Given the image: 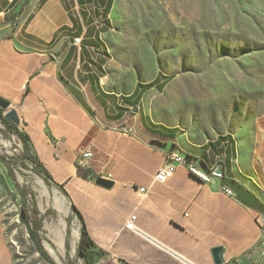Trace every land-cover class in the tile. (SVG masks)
I'll return each instance as SVG.
<instances>
[{
  "label": "crops",
  "instance_id": "0c3cea01",
  "mask_svg": "<svg viewBox=\"0 0 264 264\" xmlns=\"http://www.w3.org/2000/svg\"><path fill=\"white\" fill-rule=\"evenodd\" d=\"M114 3L0 0V22L10 16L16 21L3 45L7 50L0 49V71L12 70L19 130L106 253L117 244L128 248L121 244L123 233L133 236L121 228L134 213L143 230L194 264H214L211 250L218 246L224 249L222 264H264V142L250 145L238 134H222L198 150L181 151L175 126L147 112L144 90H138L139 100L134 95L136 87L156 78L151 88L160 91L166 78L157 72L127 93L111 90L117 74L103 35ZM247 149L255 153L246 158L256 160L249 170L241 164ZM169 150L196 158L206 169L218 168L221 176L204 184L178 167L165 184L151 185ZM87 151L92 157L81 167L78 160ZM78 166L89 172L88 179L78 175ZM107 174L111 189L95 185V177ZM140 187H149L146 197ZM146 253L139 262L156 264Z\"/></svg>",
  "mask_w": 264,
  "mask_h": 264
},
{
  "label": "rangeland",
  "instance_id": "374dc122",
  "mask_svg": "<svg viewBox=\"0 0 264 264\" xmlns=\"http://www.w3.org/2000/svg\"><path fill=\"white\" fill-rule=\"evenodd\" d=\"M13 19L0 22L1 50L16 29ZM105 31L103 45L110 47L109 64L117 74L111 90L127 93L157 72L163 80L170 77L160 91L145 89L144 103L154 118L175 126L176 148L198 150L222 134H238L250 145L264 142V0H115ZM5 74L0 71V98L10 103L0 109L4 119L17 105L11 102L12 70ZM2 118L0 264H84L76 253L80 224L70 201L21 165L22 144ZM254 153L247 149L241 158L248 170L256 160L246 156ZM54 194L64 198L67 214L57 209ZM23 205L41 221L39 236L51 262L36 251L21 221ZM123 235L121 244L128 248L110 246L96 264H147L139 262L145 252L156 264H182L134 234Z\"/></svg>",
  "mask_w": 264,
  "mask_h": 264
},
{
  "label": "trees",
  "instance_id": "16d2710c",
  "mask_svg": "<svg viewBox=\"0 0 264 264\" xmlns=\"http://www.w3.org/2000/svg\"><path fill=\"white\" fill-rule=\"evenodd\" d=\"M169 79L170 77H166V81H168ZM157 80L158 78H156L153 82L149 84H144L136 87L134 91V95L136 96V99L139 100L141 98V95L138 92L139 89L141 90L148 89L152 87ZM0 118H2L1 110H0ZM2 120L6 124L7 132L17 137L20 143L22 144L23 154L21 157L22 161H20L21 165L24 168H30L31 170H33L37 175H39L44 180L46 184L48 185L52 184L55 187H57L64 194V196H66V198L70 201L73 215L80 224V228H79L80 240L76 250L77 256L83 260L84 264H96L98 260L106 257L107 253L102 248L98 247L95 244V242L92 240L88 232L83 214L72 202L69 195L64 190L63 185H59L53 181L50 173L47 171V169L42 165V163L38 159V156L34 150L30 137L26 133L19 130L18 126L9 123L4 118H2ZM78 175L84 179H88L90 177L89 172H87L86 170L82 169L79 166H78ZM20 218L22 223L26 226L28 230L29 237L34 243L36 251L40 254V256L44 260H46L47 262H51V260L46 255L45 250L43 249L41 238L39 236V231L41 229V221L38 218L32 219L27 214L25 205L21 207ZM124 264H129V263L124 262Z\"/></svg>",
  "mask_w": 264,
  "mask_h": 264
},
{
  "label": "built area",
  "instance_id": "2783aa9c",
  "mask_svg": "<svg viewBox=\"0 0 264 264\" xmlns=\"http://www.w3.org/2000/svg\"><path fill=\"white\" fill-rule=\"evenodd\" d=\"M75 43H79L80 39L74 40ZM92 157V153L87 151L83 153L79 158V164L81 167H85L84 160ZM178 167H183L188 174L199 180L204 184H213L214 179L218 178L221 175L216 174V169H206L196 158L184 154L177 150H169L165 153L163 163L161 164L160 168L153 176L151 185L152 184H165L169 179H171ZM103 178L108 181H112V175L107 174L105 176H97L94 178ZM150 187V186H149ZM149 187H140L137 189L138 193L142 197H146L149 193ZM226 194L229 196H233L231 190H226ZM122 231L129 232L141 238L142 240L150 243L157 249L163 251L164 253L170 255L172 258L176 259L177 261L181 262L182 264H194L191 261L187 260L186 258L180 256L176 252L170 250L166 247L163 243H161L156 238L152 237L148 232L143 230L138 224V216L136 214H131L122 226ZM264 244V243H263Z\"/></svg>",
  "mask_w": 264,
  "mask_h": 264
},
{
  "label": "water",
  "instance_id": "95a60500",
  "mask_svg": "<svg viewBox=\"0 0 264 264\" xmlns=\"http://www.w3.org/2000/svg\"><path fill=\"white\" fill-rule=\"evenodd\" d=\"M0 109L2 110H8L6 108V102L2 100V98H0ZM5 119L9 120L11 123H13L14 125L18 126L20 125V119L18 117L17 112L14 109L9 110L6 115H5ZM216 174L217 175H221V171L220 169H216ZM95 185L105 188V189H111L114 186V182L113 181H108L105 180L103 178H97L94 181ZM224 253V249L221 246L218 247H214L211 250V254H212V258L214 261V264H222L223 263V258L222 255Z\"/></svg>",
  "mask_w": 264,
  "mask_h": 264
},
{
  "label": "bare ground",
  "instance_id": "6f19581e",
  "mask_svg": "<svg viewBox=\"0 0 264 264\" xmlns=\"http://www.w3.org/2000/svg\"><path fill=\"white\" fill-rule=\"evenodd\" d=\"M3 101L6 102V108L8 109V107L10 106V103L4 99H2ZM43 186V184H42ZM44 187V186H43ZM55 195V198H56V207L57 209L60 211V212H63L65 214H67V210L65 209V200L64 198H62L61 196H58L56 194ZM61 225L63 228H65V221L64 220H61Z\"/></svg>",
  "mask_w": 264,
  "mask_h": 264
}]
</instances>
